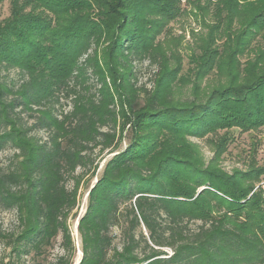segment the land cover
Instances as JSON below:
<instances>
[{
    "label": "trees",
    "instance_id": "1",
    "mask_svg": "<svg viewBox=\"0 0 264 264\" xmlns=\"http://www.w3.org/2000/svg\"><path fill=\"white\" fill-rule=\"evenodd\" d=\"M182 1L206 33L190 56L192 75L177 78L180 64L170 66L156 39L185 15ZM9 5L0 73L15 69L20 81L8 85L0 75V152H13L0 167V210L15 217L0 231L8 264L43 259L55 247L53 264H73L69 221L84 178L78 264H263L264 168L227 173L217 161L230 131L264 127V0ZM253 42L254 56L241 64ZM143 61L158 70L139 104L131 79ZM188 82L190 93L178 95ZM191 139L215 145L208 164ZM105 152L113 155L98 176Z\"/></svg>",
    "mask_w": 264,
    "mask_h": 264
},
{
    "label": "rangeland",
    "instance_id": "2",
    "mask_svg": "<svg viewBox=\"0 0 264 264\" xmlns=\"http://www.w3.org/2000/svg\"><path fill=\"white\" fill-rule=\"evenodd\" d=\"M185 7H184V6ZM9 0H4L0 4V21L6 18L9 15ZM182 7L186 8L185 15L179 18L176 21H173L168 24L167 31H163L156 39L160 43L161 50L167 54L169 57L170 66H176L178 63L180 64V68L177 74V78L184 77L188 73L191 74V69L194 67L190 56L192 54L199 55V38L201 36H205L206 31L202 30L201 24L196 21L195 17L190 14V5H185L184 1H182ZM259 40V37L255 40L256 42ZM251 44V47L247 48L246 53L239 57V61L243 64L247 59L252 58L248 52L255 51V43ZM261 43V41H260ZM221 44V42H218ZM264 47V43H261ZM251 52V53H252ZM176 60H175V59ZM157 64H151L149 61L136 62L133 64V77L131 82L134 87L138 89V103L142 104V96L144 95V90H150L153 86L152 82L154 79V75L157 72ZM1 78L8 84L16 86L20 81V76L17 70H2ZM211 78L206 77L203 79L201 83V87L206 89L208 85L213 84L211 82ZM191 83V82H190ZM178 95H187L190 93V84L189 82L182 88H180V93L177 92ZM61 109L68 110V104L65 100H61ZM141 106V105H139ZM22 117L28 121L29 124L32 123V120L28 118L27 113H22ZM127 128L123 133V138L120 142L118 149L125 148L128 139V133L126 132ZM223 131H219L217 137L223 135ZM231 135L232 141H230L226 147L225 152L220 156L217 161V165L219 168L224 170L227 173H232L235 170L246 171L249 167H251L250 163L253 164L254 168H264V127L258 130H252L249 132H238L236 130H232L229 132ZM35 137L38 141L44 142L46 141V133L43 131H38L35 133ZM191 141L196 144L200 150V153L203 157L204 163L208 164L209 161L213 158L215 152V145L209 144V142L199 139H191ZM103 153L101 157H104L100 161L99 169L97 170V175L99 176L102 171V166L104 164L105 159L109 158L112 154ZM13 152L10 149H4L0 152V167L5 168L12 158ZM252 157V162H251ZM260 180L262 181L260 184H264V174L260 176ZM96 178H93L88 185L94 184ZM87 179L84 178L79 191H78V203H77V217L76 219H71L69 221L70 229L72 231V238L75 244V258L73 264H77L81 258L80 252V241L79 236L76 231V224L86 209V201H87ZM15 217L14 213L11 211H2L0 210V231H4L10 229L14 226ZM9 250L4 248L2 241L0 240V264H8ZM59 252L58 247H55L53 250L49 251L45 258L38 259L34 261L30 258H26L22 264H53L54 255ZM264 264V263H263Z\"/></svg>",
    "mask_w": 264,
    "mask_h": 264
},
{
    "label": "water",
    "instance_id": "3",
    "mask_svg": "<svg viewBox=\"0 0 264 264\" xmlns=\"http://www.w3.org/2000/svg\"><path fill=\"white\" fill-rule=\"evenodd\" d=\"M77 224H78V221H77ZM77 224H76V227H77ZM78 263H79V262H78ZM78 263H77V264H78Z\"/></svg>",
    "mask_w": 264,
    "mask_h": 264
}]
</instances>
